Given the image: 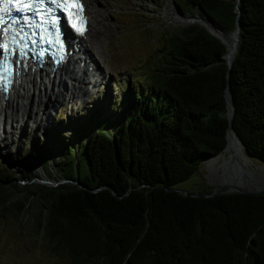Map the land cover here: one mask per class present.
I'll use <instances>...</instances> for the list:
<instances>
[{
    "label": "trees",
    "instance_id": "trees-1",
    "mask_svg": "<svg viewBox=\"0 0 264 264\" xmlns=\"http://www.w3.org/2000/svg\"><path fill=\"white\" fill-rule=\"evenodd\" d=\"M177 2L224 30L237 25L229 64L226 45L204 25L172 26L137 81L139 97L131 88L115 110L109 101L95 116L84 113L69 125L73 142L64 131L46 132L40 167L46 176L52 171L47 158L55 156L45 150L53 146L61 181L21 185L0 174V212L33 216L35 233L59 261L264 264V191L177 185L224 149L226 87L241 148L264 163V0ZM31 200L40 205L35 211Z\"/></svg>",
    "mask_w": 264,
    "mask_h": 264
},
{
    "label": "rangeland",
    "instance_id": "rangeland-1",
    "mask_svg": "<svg viewBox=\"0 0 264 264\" xmlns=\"http://www.w3.org/2000/svg\"><path fill=\"white\" fill-rule=\"evenodd\" d=\"M177 1L98 0L102 5L101 24H103L101 26L103 27L99 32L100 36L97 33L93 37L100 39L101 56L97 57L99 66L94 61L90 63L94 72H98L101 78L98 77L97 83L85 82L84 86L65 78L67 88L60 87L55 91V95L49 98L53 102L58 101L51 106H46L44 115L25 117L23 130L18 125L20 128L17 127L16 133H12L10 128L11 132L7 133L4 132L1 123L0 174L14 178L21 185L34 182L54 185L61 181V173L56 166L59 150L52 148L53 146L45 150L51 152L53 157L55 156V158L52 156L47 158L52 171L46 176L40 167L38 159L40 155L37 149L44 143L46 132L52 131L56 134L64 131L71 137H69L70 142H73L72 137H75L76 131H72L69 125L76 119H83L84 113L90 117L95 116L97 112L107 109L109 101L111 109L115 110L124 97L128 99L131 97V88L133 94L139 97L137 81L157 61V49L165 33L172 26H182L192 22L205 24L198 17L195 21H181L180 17L193 16L197 12L194 9L182 10ZM225 31L227 33H222H234V29ZM84 87L89 91L82 92ZM71 94H74L72 100L69 97ZM86 122L90 120L87 119ZM15 124L16 122H13V126ZM246 157L249 160V167H252L253 162L260 163L258 160ZM24 159L30 160L24 161ZM65 159H62L60 164L64 166L62 171L66 172L69 167L64 163ZM202 161L195 172L178 182L179 187L199 192L218 191L222 187L218 181L208 177L209 172L203 167L204 161ZM78 171L80 175L86 173L84 160L79 162ZM223 192L233 191L224 187ZM39 206L37 201L29 202V207L33 211ZM34 221L33 216L29 217L24 213L17 218L8 210L0 212V264H66L48 252L44 240L38 238L35 233Z\"/></svg>",
    "mask_w": 264,
    "mask_h": 264
},
{
    "label": "bare ground",
    "instance_id": "bare-ground-1",
    "mask_svg": "<svg viewBox=\"0 0 264 264\" xmlns=\"http://www.w3.org/2000/svg\"><path fill=\"white\" fill-rule=\"evenodd\" d=\"M84 1L88 8L90 27L84 32V35L80 37L79 46L80 49H82L81 52H87V56L90 54L92 58L95 59V64L99 66V59L97 57L101 56V52L99 51L100 39L98 40V37L94 38L93 36L101 32L103 27L101 26L103 24H101V20L103 19L101 13L102 5L98 0ZM197 17L198 16H183L180 18L181 21L186 22L195 21ZM226 33L219 32L218 34L220 37L222 36V40L225 41L224 44L227 48L225 58L227 61H230L235 50L236 35L235 33ZM100 34L101 33H99V36ZM74 61L71 60L69 64H64L53 72L49 69L43 72L41 69L39 71L35 69L30 71L27 69V71L19 74L18 81L8 93L7 98L3 99L0 94V125L2 123L4 132L8 133L12 129V133H16L17 127L20 128L21 126V130H23L25 126V117H36L37 115L46 114V106H51L58 101H51L50 96L55 95V91L60 87L67 88L65 78L75 81L77 85L83 84V86L86 84L85 82L97 83L98 77L99 79L101 78L98 72L85 73V68L82 70L80 67L77 68V64H73ZM79 88L81 89V87ZM83 89L82 92L89 91L86 87ZM69 97L72 100L74 94H71ZM225 97L228 113L230 104L227 90L225 92ZM13 122H16L14 126ZM227 131V141L224 149L203 162V167L209 172L207 174L208 177L218 181L229 190L234 188L260 189L264 187V164L261 162H253L251 163L252 167H249V160L245 156L241 144L235 137L232 129L228 127ZM219 170H221V173L218 172Z\"/></svg>",
    "mask_w": 264,
    "mask_h": 264
},
{
    "label": "water",
    "instance_id": "water-1",
    "mask_svg": "<svg viewBox=\"0 0 264 264\" xmlns=\"http://www.w3.org/2000/svg\"><path fill=\"white\" fill-rule=\"evenodd\" d=\"M195 15H198V18L203 21L205 24H203L206 29H208L211 33H213L214 35H216L223 43L224 41L222 40V38L219 36V32H226L223 28H221L219 25H217L216 22H214L210 17L208 16H205V15H199L197 13H194L193 16ZM202 24V23H201ZM210 28H208V26ZM234 33L236 35V41H237V36H238V32H237V25L235 26L234 28ZM235 47H236V44H235ZM227 64H229V61H226ZM226 90L228 92V96H229V104L231 105V98H230V94H229V88L226 87ZM226 115H227V118H228V125L227 127H230L232 129V132L234 133L235 137L238 139L239 143H240V140H239V137L237 135V133L235 132L234 128L232 127L231 125V122H230V119H231V116H232V109H231V106L229 107V111L227 113L226 111ZM227 129V128H226ZM224 185H222V187L218 190V192H223V189H224ZM264 189V187L260 188V189H246V188H234V189H230L232 190L233 192H249V193H260L262 192ZM181 190H184V189H181Z\"/></svg>",
    "mask_w": 264,
    "mask_h": 264
},
{
    "label": "snow or ice",
    "instance_id": "snow-or-ice-1",
    "mask_svg": "<svg viewBox=\"0 0 264 264\" xmlns=\"http://www.w3.org/2000/svg\"><path fill=\"white\" fill-rule=\"evenodd\" d=\"M5 2L10 3V4H14V3L24 4L26 2V0H5ZM53 2L55 3L56 0H53ZM62 2L65 4H78L80 2V0H62ZM40 3H43V0H40ZM29 7H30V5H29ZM2 11H3V9H0V12H2ZM16 11L21 12V11H23V9L17 8ZM26 21H27V18H25V22ZM3 23H4L3 19H0V24H3ZM6 47H7V45L0 44V48H6ZM2 79H3V77H0V80H2Z\"/></svg>",
    "mask_w": 264,
    "mask_h": 264
}]
</instances>
